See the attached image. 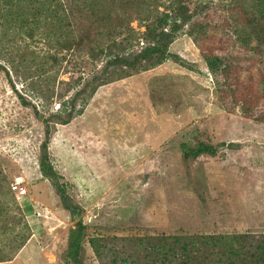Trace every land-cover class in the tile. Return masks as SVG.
Here are the masks:
<instances>
[{
  "label": "rangeland",
  "instance_id": "1",
  "mask_svg": "<svg viewBox=\"0 0 264 264\" xmlns=\"http://www.w3.org/2000/svg\"><path fill=\"white\" fill-rule=\"evenodd\" d=\"M18 1L20 9L0 0V65L9 76L0 67V264H71L68 236L79 219L83 264H100L89 246L93 238L106 240V251L121 252L128 240L144 237L264 234V100L242 106L235 99L244 87L264 91V41L250 35L246 15L257 10V0H182L190 14L199 13L191 19L193 36L187 24L169 46L174 57L98 87L85 104L78 101L71 122L56 125L48 151L82 210L75 221L40 172L44 126L34 109L44 118L58 113L82 86L80 77L93 75L106 59L71 71L87 60L86 47L57 55L58 22L51 20L52 28L40 18L31 23L33 1ZM61 2V17L76 37L88 12L106 17L102 34L91 35L103 48L125 27L116 14L127 22L124 13L138 8L132 0ZM168 6L169 0H147L142 13L161 14ZM23 12L28 25L18 31ZM129 28L126 51H138L145 28L137 20ZM201 47L233 62L234 100L222 96ZM55 55L65 57L62 63L53 64ZM198 141L216 155L185 159L181 146ZM16 180L27 189L24 197L11 191Z\"/></svg>",
  "mask_w": 264,
  "mask_h": 264
},
{
  "label": "trees",
  "instance_id": "2",
  "mask_svg": "<svg viewBox=\"0 0 264 264\" xmlns=\"http://www.w3.org/2000/svg\"><path fill=\"white\" fill-rule=\"evenodd\" d=\"M32 1L34 5L29 10L31 23L38 24V19L40 18L46 20L47 25L52 28L51 20L58 22L60 32H54L52 38L57 46L56 54L64 50L69 51L74 47H86L87 60L80 62V64L73 63L71 71L80 72L85 67L83 65L94 64L102 58L106 59L104 66L93 75L84 80L80 77L79 80L83 81L82 86L74 92L67 102L61 105L62 108L58 113L50 114L44 118L34 109L38 119L44 126V140L40 145L38 158L40 172L50 182L62 206L70 212L75 221L76 218H80L82 210L67 195L61 178L50 161L48 146L54 128L56 125H66L71 122L79 113V110L76 109L78 101L85 104L98 87L130 77L135 73L152 69L174 57L168 51L169 46L174 41L177 32L187 26V24L190 25L188 34L193 36L194 30H192V26H195V24H191V19L193 15L199 12L194 11L190 14L184 1L169 0L167 12L161 14L147 13L144 15L142 10L147 0H132L138 8L124 13L123 17L128 15L127 22L125 18H120L116 14L117 20L125 21V23L121 24L125 25V27L114 31L113 36L109 38L108 43L103 48L93 44L97 37L94 38L91 35L95 31L100 32L98 26L106 19L105 16L95 14L93 11L88 12L90 19L79 32L77 40L76 35L72 34L70 30L71 23L68 18L66 16H63L64 18L61 17V13H65L61 0ZM257 1V10L251 11L246 15L249 18L248 27L252 26L250 35L261 42L264 41V0ZM4 3L5 6L14 5L19 9L21 8L18 0H4ZM2 11L4 10L0 8V12ZM15 11L17 12V10ZM6 14L8 17L12 16L10 12H6ZM22 17L23 19L18 18L21 25H15L17 29L19 28L18 31H23L22 28L25 29L28 25L24 12ZM61 19H63V22H60ZM10 20L13 21L12 18ZM132 20L139 21L145 28L143 36L145 45L138 51L127 52L124 43L126 42V36L124 34L131 30L129 23ZM121 25L119 27H122ZM98 34L101 35L102 33ZM28 36L31 37V33ZM200 50L202 59L209 72L214 76L222 96L225 93L227 95L230 94V97L232 95L234 100V93H236L234 87H236V84L233 81L235 78L231 77L232 71L230 70L233 62L229 58H224L211 51H205L202 47ZM49 58L56 65L59 62L62 63L65 57L59 58L55 55L49 56ZM7 62L8 64L12 63L11 60H7ZM0 67L8 76L6 68L1 65ZM219 78H222V80H218ZM235 99L242 106L258 103L260 100H264V91L260 94L244 87L241 93L235 95ZM21 100L26 104L23 98ZM247 114L250 113L247 112ZM262 118L264 119V115H262ZM181 149L183 157L187 160L196 159L202 155L213 157L217 152V149L211 144L202 141H198L194 146L182 145ZM2 183L4 187L5 179H3ZM84 233L85 225L79 219L75 222L74 228L69 232L68 236L67 258L71 264H83ZM105 241L101 238L89 240V246L99 259L100 264H264V234L144 237L128 240V245L124 246L125 251L122 249L121 252L114 248L106 251Z\"/></svg>",
  "mask_w": 264,
  "mask_h": 264
},
{
  "label": "built area",
  "instance_id": "3",
  "mask_svg": "<svg viewBox=\"0 0 264 264\" xmlns=\"http://www.w3.org/2000/svg\"><path fill=\"white\" fill-rule=\"evenodd\" d=\"M11 191L17 196V197H24L27 195V189L25 186L22 185V182L20 180L14 181L11 186Z\"/></svg>",
  "mask_w": 264,
  "mask_h": 264
}]
</instances>
